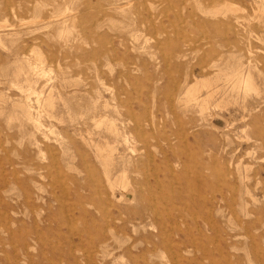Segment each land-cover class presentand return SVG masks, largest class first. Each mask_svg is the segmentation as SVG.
Wrapping results in <instances>:
<instances>
[{"label": "rangeland", "instance_id": "obj_1", "mask_svg": "<svg viewBox=\"0 0 264 264\" xmlns=\"http://www.w3.org/2000/svg\"><path fill=\"white\" fill-rule=\"evenodd\" d=\"M222 1L0 0V264H264V0Z\"/></svg>", "mask_w": 264, "mask_h": 264}, {"label": "bare ground", "instance_id": "obj_2", "mask_svg": "<svg viewBox=\"0 0 264 264\" xmlns=\"http://www.w3.org/2000/svg\"><path fill=\"white\" fill-rule=\"evenodd\" d=\"M221 2H223L222 0H217V3L218 4H220ZM208 4V3H207ZM222 4V3H221ZM230 4V3H229ZM210 6V5H209ZM212 6V5H211ZM223 6V5H222ZM232 6V5H231ZM226 7V6H225ZM233 7V6H232ZM210 13V12H209ZM225 16H226V14H225ZM212 17H213V15H212ZM218 18V17H217ZM222 18H224V16L222 17ZM226 18V17H225ZM234 19V18H233ZM232 19V20H233ZM227 20H228V18H227ZM34 21H36V20H34ZM249 21V20H248ZM28 22V21H27ZM144 23V22H143ZM237 24H238V22H237ZM220 25V24H219ZM223 25V24H222ZM227 25V24H226ZM252 37V36H251ZM36 55H38V54H36ZM39 56V55H38ZM40 58V57H39ZM42 59H43V57H42ZM37 62V61H36ZM41 65H42V63H41ZM44 65V64H43ZM215 66V65H214ZM36 71H37V69H35ZM237 71H239V70H237ZM240 72V71H239ZM236 73V72H235ZM234 73V74H235ZM241 73V72H240ZM246 74V73H245ZM39 75V74H38ZM37 75V76H38ZM237 75V74H236ZM250 75V74H249ZM235 76V75H234ZM245 76V75H244ZM50 77V76H49ZM228 79H230L229 77H228ZM207 80V79H206ZM226 81H228V80H226ZM225 81V82H226ZM229 82V81H228ZM229 84H230V82H229ZM233 84H234V86H233V90L235 89V90H237V89H240L241 87L243 88V86H245L246 88L247 87H250V89H251V84H252V81L249 79V77H247V78H244L243 76L241 77H237L236 76V78H235V81L233 82ZM194 86V85H193ZM253 87V86H252ZM216 88V87H215ZM254 88V87H253ZM254 89H256V88H254ZM218 90V89H217ZM248 90H249V88H248ZM30 91V90H29ZM205 91V90H204ZM219 91H220V89H219ZM223 91V90H222ZM242 91V90H241ZM214 92V91H213ZM213 92H211V90H208L207 91V94L206 95H208V96H212L213 94H215V93H213ZM221 92V91H220ZM226 92V91H225ZM247 92H251V91H247ZM253 92H256V91H253ZM34 93V92H33ZM235 93H236V91H235ZM257 93V92H256ZM30 94V93H29ZM231 94V93H230ZM229 94V96L231 97V95ZM244 94H245V92H244ZM187 96H189L190 98H191V100H194V99H196V97H195V95H194V93L193 92H191V91H188V95ZM224 96H225V94H224ZM28 97V96H27ZM202 97V96H201ZM200 97V98H201ZM228 97V96H227ZM233 97H236L235 96V94L233 95ZM217 98V97H216ZM225 98V97H224ZM223 98V99H224ZM239 98V97H238ZM241 98V97H240ZM27 99V98H26ZM210 99V98H209ZM215 99V98H214ZM222 99V98H221ZM227 99V98H226ZM230 99V98H229ZM234 99V98H233ZM233 99H231V100H233ZM50 100V99H49ZM47 101V102H51V100L50 101ZM187 100H189V99H187ZM207 100V99H206ZM211 100H213V98L211 99ZM204 101V100H203ZM226 101V100H225ZM225 101H223L222 103H225ZM228 101V100H227ZM209 101H207V103H208ZM204 104H205V102H204ZM238 104V103H237ZM50 105V104H49ZM207 106H208V104H206ZM205 105V106H206ZM203 106V105H202ZM204 106V107H205ZM220 106H222V104L220 105ZM219 106V107H220ZM223 106L224 107H226L224 104H223ZM222 106V107H223ZM111 108V107H110ZM204 110H205V108H204ZM100 124V123H99ZM231 167V166H230ZM124 175V174H123Z\"/></svg>", "mask_w": 264, "mask_h": 264}]
</instances>
